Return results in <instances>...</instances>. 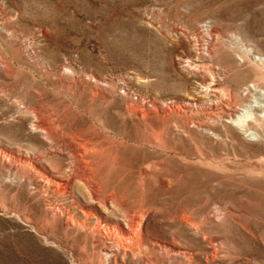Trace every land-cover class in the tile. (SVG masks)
<instances>
[{
    "label": "rangeland",
    "instance_id": "obj_1",
    "mask_svg": "<svg viewBox=\"0 0 264 264\" xmlns=\"http://www.w3.org/2000/svg\"><path fill=\"white\" fill-rule=\"evenodd\" d=\"M256 65L264 0H0V264H116L15 169L60 170L89 137L115 157L125 206L180 252L163 264H264V139L225 117L229 91L255 85L261 102Z\"/></svg>",
    "mask_w": 264,
    "mask_h": 264
},
{
    "label": "bare ground",
    "instance_id": "obj_2",
    "mask_svg": "<svg viewBox=\"0 0 264 264\" xmlns=\"http://www.w3.org/2000/svg\"><path fill=\"white\" fill-rule=\"evenodd\" d=\"M204 31L207 39L205 40V45H207L204 47L205 55L210 57L209 44L212 43L211 40L214 41V32L212 33L211 26ZM216 37L219 40L217 34ZM255 71L257 75H264V71L259 65H256ZM256 88L254 85V89H245V92H241L239 97L229 91L226 94L228 111H226L225 117L230 120L232 127L238 128L243 133L252 130L254 135L260 134L264 139V90L259 93L262 97L261 102H257V97L253 92ZM254 98L256 101L251 100ZM143 110L139 109V112H143ZM141 116L143 117L144 114ZM35 127L44 130L48 137H52L53 129L50 124L39 121ZM93 138L72 140L68 165L60 170L55 167L50 168V171L41 163H35L34 159L26 156H21L18 159L15 169L18 171L20 167L24 170L28 168V172L32 174H27L28 179L39 176V180L46 184L50 183L52 187L47 186L49 189H46L50 194H53L51 207L60 215H63L64 212L69 214L72 211L74 218L69 215L67 219L72 222L73 226L77 225L85 232V242H87L86 237H90L93 240L91 242L92 249L101 247L105 256H112L113 262L116 264H131L132 260L134 264H163L165 259H171V253L179 254V251L172 252L173 250L161 244L163 241H160L155 234H151L144 227L142 218L145 217V207L138 205L132 210L125 206L119 191L110 181L109 175L114 168L115 157L111 152L101 147V141ZM82 185L88 200L81 202L75 194V186L79 188ZM78 203L80 205H77ZM95 204L100 206L104 214L97 209ZM75 209L76 211H74ZM77 212L81 215L79 218H75ZM99 218L101 222L109 225L104 233L99 231L101 228H96L98 229L96 231L89 225L93 221L96 224H102L98 222ZM100 237L102 238L100 239ZM161 248L165 251L163 255L157 251Z\"/></svg>",
    "mask_w": 264,
    "mask_h": 264
},
{
    "label": "built area",
    "instance_id": "obj_3",
    "mask_svg": "<svg viewBox=\"0 0 264 264\" xmlns=\"http://www.w3.org/2000/svg\"><path fill=\"white\" fill-rule=\"evenodd\" d=\"M203 26H204V30H205V29L208 28L210 25H208V23H205V24H203Z\"/></svg>",
    "mask_w": 264,
    "mask_h": 264
}]
</instances>
